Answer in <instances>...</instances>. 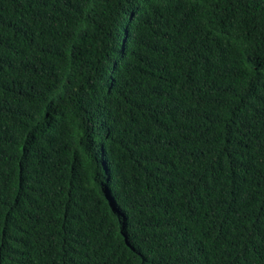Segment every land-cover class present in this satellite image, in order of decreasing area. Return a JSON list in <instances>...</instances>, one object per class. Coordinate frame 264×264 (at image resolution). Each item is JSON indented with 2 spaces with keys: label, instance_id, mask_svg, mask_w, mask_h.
Listing matches in <instances>:
<instances>
[{
  "label": "trees",
  "instance_id": "obj_1",
  "mask_svg": "<svg viewBox=\"0 0 264 264\" xmlns=\"http://www.w3.org/2000/svg\"><path fill=\"white\" fill-rule=\"evenodd\" d=\"M0 264H264V0H0Z\"/></svg>",
  "mask_w": 264,
  "mask_h": 264
}]
</instances>
